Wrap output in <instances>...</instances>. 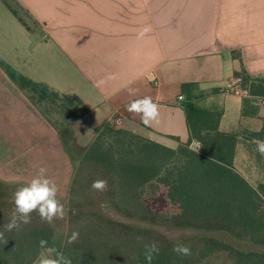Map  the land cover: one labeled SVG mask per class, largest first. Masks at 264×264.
Here are the masks:
<instances>
[{
  "label": "crops",
  "instance_id": "obj_1",
  "mask_svg": "<svg viewBox=\"0 0 264 264\" xmlns=\"http://www.w3.org/2000/svg\"><path fill=\"white\" fill-rule=\"evenodd\" d=\"M0 61L83 102L89 112L72 125L79 149L119 116L117 129L162 145L187 144L179 97L184 84H196L203 107L222 111L219 131L238 136L237 172L253 187L264 184V156L248 137L264 136V97L224 92L241 69L264 78V0H0ZM9 81L26 112L27 135L54 136L60 158L73 167L57 130ZM145 96L159 104V122L151 126L127 111Z\"/></svg>",
  "mask_w": 264,
  "mask_h": 264
},
{
  "label": "trees",
  "instance_id": "obj_2",
  "mask_svg": "<svg viewBox=\"0 0 264 264\" xmlns=\"http://www.w3.org/2000/svg\"><path fill=\"white\" fill-rule=\"evenodd\" d=\"M0 67L57 130L74 168L69 218L48 224L32 213L30 224L5 232L7 243L0 241V264H34L41 239L63 252L72 264H148L144 245L152 242L160 251L151 264H199L218 252H226L235 264H264V184L253 187L237 172L238 136L219 131L222 111L200 105L204 93L198 85L182 86L191 134L187 144L173 149L105 124L91 146L76 156L72 125L89 109L78 97L60 95L3 61ZM236 76L250 97H264V78H253L245 69ZM49 112L57 113L60 121H53ZM256 135L248 137L264 138L262 133ZM192 140L203 146L199 153L191 150ZM98 178L108 180L106 192L92 189ZM9 185L0 181V231L14 208ZM159 193L167 200L165 212L147 205L149 195ZM102 205L134 222L113 219ZM62 223L67 224V233L60 234ZM156 227L193 233L170 238ZM73 231L79 238L68 244ZM220 233L235 244L215 236ZM177 241L187 245L191 254L174 253Z\"/></svg>",
  "mask_w": 264,
  "mask_h": 264
},
{
  "label": "rangeland",
  "instance_id": "obj_3",
  "mask_svg": "<svg viewBox=\"0 0 264 264\" xmlns=\"http://www.w3.org/2000/svg\"><path fill=\"white\" fill-rule=\"evenodd\" d=\"M12 6L16 8L15 5L12 4ZM15 13L23 22L27 21L25 13L18 9ZM12 86L5 73L0 69V181L14 182V185L10 184L7 188L8 192L13 194L19 187L34 178L40 167H45L46 175L58 187V199L68 207L74 169L72 165L66 167L65 162L60 158L55 141H53L54 136L27 135V125L21 123V117H24L26 112L19 102L20 95L15 93ZM200 105L203 106L201 103ZM49 114L53 121H60L57 113L49 112ZM15 116L19 120L18 123H16ZM163 145L169 148H178L175 142H163ZM80 152L79 148L74 149L76 156H79ZM147 205L150 209L158 212H165L168 209L167 200L162 193L149 195ZM102 210L115 220L134 222L114 215L106 205H103ZM59 227L60 234L63 231L67 233L66 223H62ZM156 229L170 238L193 233L191 231L166 230L163 227H156ZM215 236L221 240L232 241L221 233ZM232 242L235 244L234 241ZM199 264H235V261L226 252H218Z\"/></svg>",
  "mask_w": 264,
  "mask_h": 264
},
{
  "label": "clouds",
  "instance_id": "obj_4",
  "mask_svg": "<svg viewBox=\"0 0 264 264\" xmlns=\"http://www.w3.org/2000/svg\"><path fill=\"white\" fill-rule=\"evenodd\" d=\"M151 30L150 26L145 27L139 32V37H143ZM130 94H135L134 90ZM129 113L138 115L145 126H151L153 123L159 122V104L154 102L150 96L132 100L127 105ZM256 145V151L264 156V140L254 139L252 141ZM203 146L196 140L192 141L191 150L199 153ZM210 158V160H213ZM209 160V161H210ZM47 169L40 167L37 175L29 182L19 187L12 195L14 208L11 212L10 220L3 226L0 231V241L7 243L5 232H10L13 229L19 230L21 225L30 224L32 221V213H37L40 219L48 224H52L55 220H67L69 213L72 211L58 199V187L56 183L47 175ZM92 189L97 192H106L108 190L107 179H96L92 182ZM103 206V205H102ZM79 238V233L73 231L67 239L68 244L75 243ZM40 254L37 264H72V260L65 256L63 252L57 248L49 246L46 239L39 241ZM173 252L177 255L188 256L191 254L190 248L177 241L173 246ZM160 249L155 242L144 245V256L151 264Z\"/></svg>",
  "mask_w": 264,
  "mask_h": 264
},
{
  "label": "built area",
  "instance_id": "obj_5",
  "mask_svg": "<svg viewBox=\"0 0 264 264\" xmlns=\"http://www.w3.org/2000/svg\"><path fill=\"white\" fill-rule=\"evenodd\" d=\"M155 83V86L159 85V81L156 79L153 81ZM224 92L226 94L229 93H235L237 95H243L245 97L250 96L249 91L245 88L242 87V79L240 77L233 79L225 88ZM180 101H184V97L180 96L179 97ZM121 123V116L117 117L115 120L112 122V127H115V125Z\"/></svg>",
  "mask_w": 264,
  "mask_h": 264
}]
</instances>
